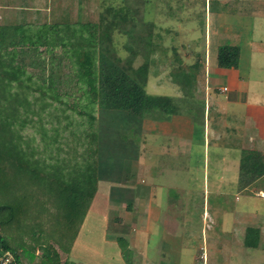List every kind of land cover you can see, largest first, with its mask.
<instances>
[{"label":"crops","instance_id":"obj_1","mask_svg":"<svg viewBox=\"0 0 264 264\" xmlns=\"http://www.w3.org/2000/svg\"><path fill=\"white\" fill-rule=\"evenodd\" d=\"M132 1L141 4V9H137L140 12V20L136 19L137 10H133ZM5 3L0 2V19H3L0 25L3 22H12L15 15L23 18L22 13L27 6H21L19 2L11 5L8 4V0ZM126 5L129 14L134 11V17L131 13V21L126 22V24L132 22L134 26V40L137 42L133 40L132 43L150 47L149 72H153L150 71L152 64L156 66L154 61L158 60L164 46L169 44L172 51L175 48L171 44L173 40L170 41L171 43L165 41L170 35L177 33L168 28V16L175 14L173 18H179L188 7H193L195 15L199 12L202 16L195 22L196 25L190 23L192 35L196 33L200 35L199 38L196 35L197 43H193L196 39L192 41L190 34L184 35L180 44L177 41V47L180 46L184 61L172 69L174 72L189 69L192 71L191 77L195 80L193 79V83L189 84L188 91L175 86L169 95L154 94L171 96L175 100L174 104L187 106L188 109L180 110L178 113L147 112L141 118L131 119L124 115L126 119L131 120L135 133L131 151L134 159L138 157L136 150L139 148L138 139L143 124H146L152 132L149 138L159 139L162 144L155 145L154 150L159 153L158 158L155 163L148 165L150 169L154 166V169L147 170L145 167L140 169L141 164L136 168L137 171L140 174L143 170L144 174L154 172L162 174L165 170L171 172L167 181L176 184L170 189L182 190L181 199H189L191 197L189 191L192 189L201 191L203 198L206 196L211 198V204L206 203L207 210H203V213L206 212L212 221L233 222L230 230L235 231L234 237L243 236L245 247L255 249L263 246L260 244V238L264 230L262 226V223L264 224V0H129ZM179 24L180 21L176 26ZM195 29L198 31L195 32ZM220 46L236 48L237 64L234 67L225 68L218 65L217 50ZM163 71L167 70L161 68L153 74L160 77ZM171 74L169 72L166 75L170 77ZM191 108L200 112L198 121L193 119ZM145 117H149L146 122ZM162 133L165 134L164 137L158 136ZM193 153L196 155L194 156ZM165 159L167 162L162 163ZM196 169L202 176L201 180L195 177ZM197 180L201 183H198L199 187H194ZM101 185H103L101 182L97 184V192L86 209L82 220L84 224L81 227L86 226L88 222L86 219L94 210V201L102 194ZM124 187H126L125 183L119 185L117 189L122 191L126 189ZM138 187L142 188V184H138ZM143 188L147 189L145 198L149 201L146 202L144 195H139L135 185L134 191L129 194L131 201L124 197V202L128 200L125 202L128 208H131L130 204L135 200L132 210L128 212L135 216L137 206L141 205L142 210L146 205L150 218L154 213L162 215V210L154 209L156 205L152 204V202L157 204V201L159 203L158 194L156 195L159 187L149 181V184H145ZM130 189L128 186L127 190ZM169 193L171 194L172 191ZM105 194L106 191L102 195V198H105L104 204H106ZM219 195L220 201H218ZM231 197H233L232 203ZM120 198V196L116 198L119 199L118 203L122 202ZM227 198L229 205L225 203ZM166 202L165 208L170 204L168 199ZM209 204L211 209L208 208ZM143 217L141 214L138 219L141 220ZM249 221L252 223L249 224ZM261 221L263 222L260 223ZM243 223L245 228L243 227L241 231ZM142 226V221H137L125 237L123 234L118 235L116 240H120L125 245L123 250L114 245V254L121 258L126 253L132 254L139 247L144 255L149 228L145 225L144 230ZM229 232L224 231L230 236ZM107 233L104 231L103 241L112 242L107 239ZM74 245L75 243H72V249ZM107 245L109 246V243ZM130 249L132 252L129 251Z\"/></svg>","mask_w":264,"mask_h":264},{"label":"rangeland","instance_id":"obj_2","mask_svg":"<svg viewBox=\"0 0 264 264\" xmlns=\"http://www.w3.org/2000/svg\"><path fill=\"white\" fill-rule=\"evenodd\" d=\"M5 1L0 0L2 4H6ZM118 1L113 0L112 3H118ZM17 2L21 6H27L25 10L30 12L27 14L31 15L32 20L37 18L41 22L52 19L56 20L63 15H66L70 20L96 21L98 13L102 10V5L104 4L101 0H55L54 3L53 0H8V4L11 5ZM131 6L133 10L141 9L140 2L135 3L132 1ZM192 9L193 7H188L186 12L184 10L183 14H180L179 18H173L175 14L168 16V28L177 31V33L170 35L165 41L170 42L173 40L170 43L175 48L172 51L169 44L162 48L158 60L154 61L156 62V66L154 67V64H152L150 71L155 72L161 68L167 71H163L160 77L154 76L153 72H149L145 85L146 92L169 95V92L175 86L185 88V91H188L189 84L195 80L191 77L190 73L192 71L189 69L186 70L185 68L183 72L172 71L174 67L179 66L184 61L180 53L181 48L180 46L177 47V41L180 44L184 35H192L190 23L196 25L195 22L202 18L201 13L197 12L195 15ZM133 10L130 14L132 13L134 17ZM135 16L137 17L136 19H141L139 10H137ZM1 21L3 19H0ZM179 21V26H176V23ZM10 23L11 21L7 23L3 22V24ZM194 31L198 30L195 29ZM196 35L198 34L196 33ZM196 35L193 34L191 37L192 41L196 39V41H193L194 44L197 43ZM199 37L200 35H198ZM113 38L118 55H128L129 53L122 47L123 43H129L127 36L121 33L118 34L117 30H115L113 31ZM134 42L137 41L134 40ZM133 45L139 49L136 50L137 55L133 60V66H137L144 60L145 49L141 45ZM169 72L172 73L169 75L170 77L166 75ZM176 74L179 75L171 78ZM180 104L182 105V102ZM179 107L180 110L188 109L186 108L187 106ZM191 110L193 119L198 121L197 118L200 112L193 108ZM95 115L97 117L98 132H100V128L103 129L104 124L107 125L106 127L109 131L105 133L101 132L97 136V157L99 161L97 175L98 181L103 184L101 185L103 186V190L100 192L102 194L98 200L94 201V210H92L90 216L86 219L88 220L86 226L81 227L84 224L82 223L83 217L81 218L83 203L80 213L71 214L69 220H66L63 215L65 212L57 200L52 202V204L47 203L44 195L45 186L40 185V181L36 179L37 177L34 178L30 174L29 169L25 170L22 175L15 174L18 179L16 180V187H19L21 190L20 195L22 196L24 194L22 190L27 188L29 192L26 193V196L32 197L30 200H24L22 202L23 205L18 200L19 193H15L13 188L9 186L1 187L0 205L11 203L16 206L14 207L15 212L13 213V217L9 220L5 218L2 220L0 224V236L9 252L16 253L18 264H264V230L261 232L260 238V244L263 246L255 249L245 247L243 245V236L234 237L235 231L230 230L233 222L212 221L206 212L203 213V210H207L206 203L211 202L210 197L206 196L203 198L201 191L192 189L189 191L191 197L183 200L181 199L182 190L170 189L176 185L167 181L171 172L168 173L165 170L162 174L158 172L144 174L143 170L142 174H140L137 171L136 168H139L138 165L141 166V164L142 167L140 169L144 167L147 170L150 169L148 165L153 162L155 163L158 158L157 154H159L154 150V147L156 144L162 145L159 139L149 138L152 132L149 131L146 124H143L141 128L142 132L138 139L139 148L136 150V157L137 155L138 157L134 159L131 151L135 133L131 120L126 119L125 114L103 112L99 108L96 110ZM99 118H101L100 122H98ZM148 119L149 117H145L144 121L146 122ZM110 128H113V130ZM25 130L29 131L30 129L26 128ZM164 135V133L158 134V136L162 137ZM35 138L37 139V136ZM76 140V137H72L68 140L69 145H73L75 148L77 146ZM21 144L23 146L27 144L29 148L33 147L32 145L36 146L35 142H30L28 138H26V141L22 140ZM40 145L41 143H39L38 148L35 147L37 153H39ZM29 151L31 152L32 148ZM74 152L77 154L76 148ZM74 152L69 150L64 155L61 153V155L66 158L65 161L67 163H76L78 159H76L77 155ZM195 153H198L197 149ZM195 153H193L194 156L196 155ZM32 155L37 156L36 154ZM61 155L59 154L60 157L54 155V158L59 159V164L60 160H63ZM193 161L195 163V159ZM0 162L2 169L9 167L5 154L0 159ZM166 162L167 160L165 159L162 163ZM153 169L154 166L150 170ZM197 172L195 173V177L201 180L202 176L199 171ZM12 173H9L8 176L10 178L13 177V180H15ZM200 180L195 181L193 186L199 187L198 183H201ZM149 181L159 187L156 192L159 198V203L157 201V204L159 205L153 202L152 204L156 205L154 209L159 208L162 210V215L154 213L152 214V218H150L147 212L148 206H143L141 210V205H138V210L140 209L139 212L137 210L138 216L141 214L144 216L143 219L139 220L137 212L135 213L137 218L128 212L132 210L135 200H133V203L131 202V208L126 207L125 202L130 199L131 195L129 194H132L135 185H137L136 191H139V195H144L143 197L145 198L147 189L143 187L145 184H149ZM123 183H125L126 187L124 188L126 189L120 191L117 188ZM138 184H142V188H139ZM128 186L131 188L130 191L127 190ZM170 190L175 194L174 196L172 193H169L171 192ZM105 191L106 204H104L105 198H102ZM37 194L38 196H34ZM118 196L121 197V203H118L119 199H116ZM124 197L128 199L125 202ZM220 198L219 195L218 201H220ZM231 198L232 203L233 197ZM167 199L170 204L165 208L164 204L167 203ZM58 200L62 201L60 197ZM145 200L147 202L148 199L145 198ZM225 203L229 205L228 198ZM208 208L211 209V205ZM137 221H142V228L144 230L145 225H148L149 228V231H147L148 243L145 245L146 250H144V255L141 249L136 247L138 250L135 249L132 254H121L120 258L114 254V245L123 250L125 244L122 247L116 240V237L120 234H123L125 237L132 230V225ZM250 223L252 222L249 221ZM262 226H264L263 223ZM243 227L245 228V223L242 224L241 231L244 229ZM104 231L108 232L107 239L112 242L103 241ZM224 231L225 233L230 231V236L226 235ZM122 242L125 243L124 241ZM72 243H75L74 249L71 248ZM105 243H109V246H106ZM129 251L132 252L131 249ZM1 253L3 251L0 248ZM110 258H114L115 260Z\"/></svg>","mask_w":264,"mask_h":264},{"label":"trees","instance_id":"obj_3","mask_svg":"<svg viewBox=\"0 0 264 264\" xmlns=\"http://www.w3.org/2000/svg\"><path fill=\"white\" fill-rule=\"evenodd\" d=\"M101 1L104 4L96 21L70 20L63 15L41 22L37 18L32 20L27 14L30 12L23 10V18L15 15L10 24L0 25V159L5 154L9 164L2 169L0 162V189L13 188L19 193L21 205L32 199L26 196L27 188L21 196L16 187L15 174L22 175L29 169L45 186L47 203L57 200L66 220L71 214L80 213L82 203L81 218L84 217L97 192V136L109 131L106 124L100 132L97 130L98 108L124 113L130 119L141 118L147 112L180 111L173 97L145 90L151 63L148 45H141L145 49L143 62L133 66L139 49L132 43L133 23L126 24L132 17L126 5L129 0ZM115 30L127 36L129 43L122 47L128 55H118ZM237 53L234 47H218V65L234 67ZM72 137L77 139V154L68 143ZM26 138L36 146H23L21 141ZM39 143L37 153L35 147ZM69 150L77 155L78 162L65 161L63 155ZM59 154L63 158L60 164L54 158ZM8 171L13 172L15 180L8 176ZM15 206L0 205V224L4 218L13 217ZM0 248L9 251L1 236ZM13 255L17 261L16 253Z\"/></svg>","mask_w":264,"mask_h":264},{"label":"built area","instance_id":"obj_4","mask_svg":"<svg viewBox=\"0 0 264 264\" xmlns=\"http://www.w3.org/2000/svg\"><path fill=\"white\" fill-rule=\"evenodd\" d=\"M0 264H18L15 257L9 251H4L0 254Z\"/></svg>","mask_w":264,"mask_h":264}]
</instances>
